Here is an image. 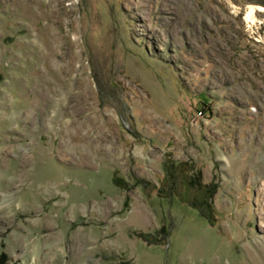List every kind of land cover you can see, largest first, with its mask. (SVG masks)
<instances>
[{
	"label": "rangeland",
	"instance_id": "1",
	"mask_svg": "<svg viewBox=\"0 0 264 264\" xmlns=\"http://www.w3.org/2000/svg\"><path fill=\"white\" fill-rule=\"evenodd\" d=\"M0 264H264V0H0Z\"/></svg>",
	"mask_w": 264,
	"mask_h": 264
},
{
	"label": "bare ground",
	"instance_id": "2",
	"mask_svg": "<svg viewBox=\"0 0 264 264\" xmlns=\"http://www.w3.org/2000/svg\"><path fill=\"white\" fill-rule=\"evenodd\" d=\"M256 9H263V8L258 7V6L256 7V6H253V5L250 6V9H249L248 14H247V19L251 23H255L256 22V16H255Z\"/></svg>",
	"mask_w": 264,
	"mask_h": 264
}]
</instances>
